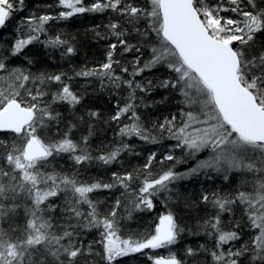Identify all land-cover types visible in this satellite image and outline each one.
Returning a JSON list of instances; mask_svg holds the SVG:
<instances>
[{
  "label": "snow or ice",
  "instance_id": "6c2138e0",
  "mask_svg": "<svg viewBox=\"0 0 264 264\" xmlns=\"http://www.w3.org/2000/svg\"><path fill=\"white\" fill-rule=\"evenodd\" d=\"M23 5L24 0H0V29ZM54 7L59 9L55 14L24 18L7 55L0 54V264H121L134 254L147 255L151 264H185L174 252L157 256L145 250L177 243L185 229L169 206L170 186L200 173H214L224 181L235 176L237 184L229 192L201 194L199 203L210 205L212 214L198 228L214 243L211 248L187 247L185 255L205 254L210 264H264V44L257 42L264 35V0H56ZM107 10L119 19L105 26V34L96 31L98 39L114 38L96 66L81 67L69 76L10 65V58L21 56L33 43L62 48V56L74 54L69 39L62 33L49 35L46 26ZM133 33L136 43L130 42ZM41 35L46 38L41 40ZM118 49L121 58L124 53H133V58L117 59ZM157 69L166 75L155 77V83L137 79ZM74 77H95L101 90H127L106 120L116 125L118 139L101 146L98 155L89 143L91 124L78 141L71 138L76 123L49 135L63 119L56 106L74 109L83 101L72 89ZM154 88L180 99L177 112L147 126L138 109L151 106L145 103L146 94ZM87 116L101 119L95 110ZM127 137L175 143L159 160L158 172H153L157 153L151 152L142 166L114 171L107 182L85 181L78 171L55 165L64 156L73 168L92 161L111 165L121 153L134 151ZM175 150L182 155H174ZM189 160L196 161L193 167L174 170ZM166 162L173 163L165 168ZM113 189L121 190L120 195L102 210L92 194ZM161 195L165 210L154 225L133 229L136 214L151 212ZM225 213L230 216L227 225ZM91 230L98 239L85 243L83 237Z\"/></svg>",
  "mask_w": 264,
  "mask_h": 264
},
{
  "label": "trees",
  "instance_id": "16d2710c",
  "mask_svg": "<svg viewBox=\"0 0 264 264\" xmlns=\"http://www.w3.org/2000/svg\"><path fill=\"white\" fill-rule=\"evenodd\" d=\"M91 0H86V3H90ZM142 3V0H140ZM53 7H49V6ZM56 0H24L23 8L14 11L12 17L6 22L3 29H0V54L7 55L8 49H10L12 43L16 39L17 26L26 17L31 14H41L51 12L55 14L59 9L54 7ZM17 8L20 6L17 3ZM227 15H234L228 13ZM117 14L110 10L103 13H85L79 14L68 20H55L50 21L46 26L49 35H56L62 33L64 38L69 39V42L76 49L74 54L68 56H62V48H45L40 43H33L28 46L21 56L10 58L11 66H23L30 67L33 72L48 71V72H66L69 76L73 75L74 70H79L81 67L87 66L92 68L97 64L103 62L107 45L114 40L113 37L108 36L107 39L96 38V31L101 34L106 33V25L110 21L118 20ZM95 29V31H93ZM26 31V29H25ZM135 33L130 38L131 43H136ZM44 35H41V40L45 39ZM257 42L264 44V35L257 36ZM120 52L122 49H118L116 53L117 59H122L124 62L130 61L133 58V53H124L121 58ZM27 56L33 60V64L29 66L24 59ZM147 58V52L145 53ZM131 66L129 65V68ZM119 71V69H117ZM166 75L163 69H157L151 72H145L137 79L146 82L148 79H153L155 83V77L163 78ZM126 79L129 77H125ZM72 89L83 95V101L77 105L74 109L66 104H59L56 106L63 117L58 126H54L51 129L49 135L55 134L58 130L62 133L66 130L69 123H76L77 127L73 129L71 138L73 140H79L82 136L88 134V125L91 124L94 129V134L90 138V146L92 148V154L98 155L101 146L111 145L117 141L115 132L117 127L114 123L106 122L107 116L114 113L115 105L123 96L127 95V90H114L105 88L100 89V84L95 77H74L71 81ZM147 99L145 103L151 104L150 107L141 106L138 112L147 126H151V122L157 119H163L164 116L169 115L172 112H177V101L180 99L178 94L171 95L169 97V91L161 88H154L151 92L146 94ZM165 97H169L168 100H164ZM153 101H163L162 103L152 104ZM89 110L99 111L101 113V119H89L87 112ZM83 117V121L80 118ZM125 142L133 146V152H123L120 155L118 161L111 165L103 166L99 162L92 161L83 164V166L73 168L72 162L67 156L58 158L55 162L56 167L63 168L64 170L78 171L80 179L85 181H92L94 179H102L107 182L111 178V173L114 171H123L125 169L131 171L135 167L142 166L149 153H157V162L153 167V172L156 173L161 169L159 160L168 151L170 146L175 141L167 139L161 140L159 143L151 144L145 143L136 137H127ZM135 153H139L136 155ZM174 155L176 153L174 152ZM173 162H166L163 167H170ZM195 163V160H189L187 163L177 164L175 171L182 172ZM213 174V175H212ZM202 178L201 176L193 177L188 181L175 182L171 185L173 193V199L169 201V206L175 213L177 222L185 229L180 234V237L175 245L170 248L158 249V250H145L149 255L167 256L169 251L177 254L178 258L184 260L185 264H210L211 258L205 254L197 253L195 258L185 255V249L187 247L198 248L200 245H206L209 248L212 247L214 240L198 228V223H202L203 219L212 214L211 206H205L199 203V198L203 192L222 191L229 192L236 187L237 178L234 177L232 181H224L219 183L218 177L214 173H210L209 177ZM217 177V178H216ZM118 189L100 190L92 194V198L101 202V209L108 208L117 196L120 195ZM165 197L161 195L155 203V208L151 212L137 213L136 222L131 224L133 229H144L154 225L158 215L164 211L163 204L160 203ZM55 203L59 204L60 200H55ZM191 203L192 207H188ZM123 212V209L120 210ZM223 220L225 225L228 224L230 216L228 213L223 214ZM200 232L199 235L194 233ZM83 239L85 243L88 241L98 239V235L95 230L86 232ZM243 240L241 241V243ZM239 246V245H237ZM227 247V246H226ZM121 264H151L147 255L134 254L127 258H122Z\"/></svg>",
  "mask_w": 264,
  "mask_h": 264
},
{
  "label": "rangeland",
  "instance_id": "374dc122",
  "mask_svg": "<svg viewBox=\"0 0 264 264\" xmlns=\"http://www.w3.org/2000/svg\"><path fill=\"white\" fill-rule=\"evenodd\" d=\"M175 153H176V156H181L182 155V153L179 151V150H175ZM207 155V153L205 152V153H202V154H200V156L198 157V158H200V159H202V158H204V156H206ZM196 162V161H195ZM195 165V163L193 164V165H191L190 167H193ZM189 167V168H190ZM188 169V168H187ZM187 169H185L184 171H182V172H185ZM213 175V174H212ZM198 176H201L202 178H212L211 176L209 177V175H205L204 173H200ZM198 176H194V177H198ZM218 177V180H220V181H218L219 183H224V180H223V178L221 177V176H217ZM216 177V178H217ZM234 177L235 176H233L231 179H230V181H232V180H234ZM193 178V177H192ZM191 179V178H190ZM190 179H186V180H179V181H176L177 183H179V182H181V181H188V180H190ZM236 182H237V180H236ZM228 223H229V221H228Z\"/></svg>",
  "mask_w": 264,
  "mask_h": 264
}]
</instances>
